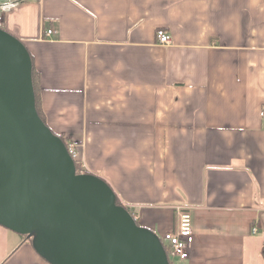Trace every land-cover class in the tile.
<instances>
[{"label":"crops","instance_id":"1","mask_svg":"<svg viewBox=\"0 0 264 264\" xmlns=\"http://www.w3.org/2000/svg\"><path fill=\"white\" fill-rule=\"evenodd\" d=\"M0 13L45 124L138 226L161 239L190 209L187 264H264V0H0ZM0 264L49 263L0 226Z\"/></svg>","mask_w":264,"mask_h":264},{"label":"water","instance_id":"2","mask_svg":"<svg viewBox=\"0 0 264 264\" xmlns=\"http://www.w3.org/2000/svg\"><path fill=\"white\" fill-rule=\"evenodd\" d=\"M32 74L25 46L0 29V226L49 264H170L103 180L77 173L38 114Z\"/></svg>","mask_w":264,"mask_h":264},{"label":"built area","instance_id":"3","mask_svg":"<svg viewBox=\"0 0 264 264\" xmlns=\"http://www.w3.org/2000/svg\"><path fill=\"white\" fill-rule=\"evenodd\" d=\"M3 25L4 17L0 13V29L2 30ZM51 34L52 31H49L48 35L50 36ZM156 38L158 44L162 46L170 45L172 42L171 35L164 30H158ZM261 116L264 117V112L261 113ZM65 145L71 158L74 162L77 161L78 151L76 145L69 141H66ZM81 174L83 173L81 172ZM253 233L256 234L257 229H253ZM160 241L166 251L170 264L172 260H189L195 242L194 219L190 209H184L180 212L176 230L166 232Z\"/></svg>","mask_w":264,"mask_h":264},{"label":"trees","instance_id":"4","mask_svg":"<svg viewBox=\"0 0 264 264\" xmlns=\"http://www.w3.org/2000/svg\"><path fill=\"white\" fill-rule=\"evenodd\" d=\"M32 77H33V86H34V91H35V96H36V108H37V111H38V114H39L40 118L45 123V119L43 117V114H42V111H41V107H40V97H39V88H38V76L35 73L34 69H33ZM60 138L63 140L64 143H66V140L63 137H60ZM75 166H76V170H77L78 173H81V172L82 173H85V171L82 169L81 164L78 161H75ZM117 203H118V205L123 206L119 201H117Z\"/></svg>","mask_w":264,"mask_h":264},{"label":"rangeland","instance_id":"5","mask_svg":"<svg viewBox=\"0 0 264 264\" xmlns=\"http://www.w3.org/2000/svg\"><path fill=\"white\" fill-rule=\"evenodd\" d=\"M78 174H81V173H78ZM261 246H264V242L261 243ZM264 259V258H263ZM260 259H256V261H259ZM171 264H187L186 261H179V260H172L171 261Z\"/></svg>","mask_w":264,"mask_h":264}]
</instances>
